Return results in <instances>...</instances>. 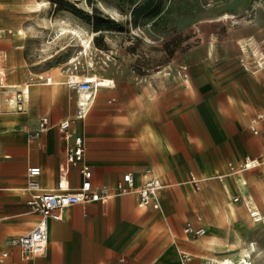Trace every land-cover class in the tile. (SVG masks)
<instances>
[{
    "label": "crops",
    "instance_id": "crops-1",
    "mask_svg": "<svg viewBox=\"0 0 264 264\" xmlns=\"http://www.w3.org/2000/svg\"><path fill=\"white\" fill-rule=\"evenodd\" d=\"M219 7L206 3L191 21L198 44L183 53V64L173 60L142 77L128 69L107 78L113 83L96 92L86 116L71 125L84 139V162L94 185L113 184L125 171L138 185L149 166L163 182L159 207H138L135 192L113 195L105 204L67 206L60 219L48 221L42 254L29 255L8 240L29 231L39 218L26 204L27 166L40 167L42 187L56 185L64 165V140L56 123L74 115L80 93L71 113L59 97L64 78L51 73L43 84L29 83L32 95L22 111L0 96V253L6 252L0 264H181L183 251L193 255V264L211 254L238 257L237 249L224 255L228 226L239 229L242 221L233 218L235 213L240 206L248 211L255 205L264 216V120L257 123V134L250 129L251 118L264 109V67L256 65L264 57V0ZM6 69L0 65L5 79ZM95 104L100 107L89 116ZM42 115L51 125L40 141L30 140L28 133ZM247 156L259 157L260 165L243 170V177L231 169L222 172L228 162ZM190 172L204 180L221 176V182L209 180L207 188L237 202L223 210L213 206L206 187L192 191L185 182ZM66 177L71 188L77 187L79 166L70 167ZM203 208L210 222H203ZM224 211L228 219L221 218ZM186 222L208 233L191 238L183 232Z\"/></svg>",
    "mask_w": 264,
    "mask_h": 264
},
{
    "label": "rangeland",
    "instance_id": "rangeland-1",
    "mask_svg": "<svg viewBox=\"0 0 264 264\" xmlns=\"http://www.w3.org/2000/svg\"><path fill=\"white\" fill-rule=\"evenodd\" d=\"M36 1H43L45 4L37 9L34 6ZM246 2L247 0H226L225 3H219L218 0H0V65L7 66L6 79L4 73H1V82L10 86L11 83L18 84L12 89L3 87L8 90L0 92V96L7 103L6 98L18 86L22 88L25 83L32 81L43 84L44 78L53 73L64 78L60 84L59 97L68 102L72 113L79 93L66 85L69 74L81 80L94 77L102 82V89H105L112 84L107 78L123 75L128 69L134 71V77H142L155 66L169 61L183 64V53L198 44L191 21L206 3L215 8L220 5L219 8L232 9L234 5ZM61 24L67 28L64 34L60 30ZM96 24H99L97 29ZM73 27L82 36H91L90 47L86 50L77 34L68 30ZM18 29L23 30V33H17ZM256 51L260 53L261 50ZM96 92H100V89ZM31 95L32 91L29 98ZM99 107L100 105L95 104L89 116ZM227 169L229 170L224 167L221 170L227 172ZM235 171L240 176L243 175V170ZM190 173L185 182L192 191H203L206 187L213 206L223 210L228 203L237 202L232 197L226 201L219 196L220 190L207 188L209 180L221 182L218 177L204 180V175L194 172L198 181L195 183L191 180ZM197 186H200L199 189ZM207 202L206 200L204 204ZM200 215L205 223L212 219L205 208ZM233 218L242 221L236 224L240 226L239 229L228 226L227 242L224 243L226 250L223 254H230L232 251L229 249L253 244L255 250L264 255L262 221L253 222L244 205L239 207ZM207 233L206 230L205 234ZM249 254L251 264H262L264 257L256 256L252 251ZM209 256L219 258L222 255Z\"/></svg>",
    "mask_w": 264,
    "mask_h": 264
},
{
    "label": "built area",
    "instance_id": "built-area-1",
    "mask_svg": "<svg viewBox=\"0 0 264 264\" xmlns=\"http://www.w3.org/2000/svg\"><path fill=\"white\" fill-rule=\"evenodd\" d=\"M257 67H264V57H259V61H256ZM1 73V72H0ZM3 75V74H2ZM0 74V92L4 85L1 82ZM47 79L46 81H48ZM69 88L75 89L77 92H82L84 97L82 100L77 101L76 109L72 117H65L60 119L56 123V127L60 132L62 139L64 140V165L56 181V185L53 188H44L38 181L40 174V167L38 165H29L26 168V184L24 189L28 193L26 204L29 210L37 213L39 218L35 225L26 233L13 236L9 238V243L18 246L21 251L29 255H38L45 252L48 240V221L51 219H60L61 211L63 208L73 204H84L87 202L98 201L102 204L107 201L113 195L128 194L135 192L137 194V206L145 208L152 206L158 208L157 191L163 185L161 177L154 172V170L147 166L142 171V180L140 184H136L135 176L131 171H125L121 174V177L113 184H101L94 185L91 180V170L89 166L84 162L85 157V142L81 134L76 133L71 125L76 119H83L96 95L97 88L103 86L99 80H81L77 79L75 75L69 74L65 81ZM113 83V82H112ZM15 98L12 100L13 109L17 111L24 110V92L23 89L17 88L15 91ZM264 120V109L259 110L250 120V129L254 134L258 133L257 123ZM51 123L46 115L39 117L37 127L28 133L30 140H39L42 135L48 130ZM264 137V136H262ZM40 146H44V142L39 143ZM261 160L257 156H247L241 161L233 163L228 162V168L231 170H245L256 166H259ZM72 166H79V170L82 175V180L77 187L71 188L66 177L68 170ZM191 174V180L195 183L198 181L195 179L193 172ZM221 180V176H217ZM198 188V186H197ZM237 200V197L234 198ZM244 203L248 208V201L244 199ZM250 216L255 218V212L249 210ZM258 221V220H256ZM264 222V221H262ZM183 232L191 237L195 238L203 235L206 230L203 226H197L191 222H186L183 226ZM6 255V252L0 253V260ZM246 261L233 262L228 264H251V256H245ZM181 264H193V255L188 252H181ZM198 264H227L224 259L218 260L217 258H200Z\"/></svg>",
    "mask_w": 264,
    "mask_h": 264
},
{
    "label": "bare ground",
    "instance_id": "bare-ground-1",
    "mask_svg": "<svg viewBox=\"0 0 264 264\" xmlns=\"http://www.w3.org/2000/svg\"><path fill=\"white\" fill-rule=\"evenodd\" d=\"M45 4V2H43V1H36V3L34 4V6H35V8H37V9H40L41 8V6L42 5H44ZM60 30H62V33L64 34V33H66L67 32V28L65 27V26H62V24H61V27H60ZM68 30H72L73 31V33H75V34H77V36L79 37V39H80V42H81V44L83 45V47H84V50H86L88 47H90V39H91V36H88V37H84V36H82L81 35V33H80V31H78L77 29H75L74 27L73 28H69ZM2 30L0 29V32H1ZM17 33H19V34H21V33H23V30H21V29H18L17 30ZM90 34V33H89ZM3 78V77H2ZM93 79H96V78H94V77H91L90 78V80H93ZM5 85V84H4ZM7 85V84H6ZM3 89V88H2ZM21 89H23V92H24V102H25V100H26V98L29 96V94H30V85H29V82H27V83H25L23 86H22V88ZM102 88H100V90H101ZM99 90V89H98ZM78 93H80L79 94V97L81 98H79V100L78 101H80V100H82L83 99V93L82 92H78ZM15 94L13 93V94H11L10 96H9V98H11L12 100H14V98H15ZM12 104H13V101H12ZM222 178V177H221ZM251 208V207H250ZM249 208V209H250ZM226 209V208H225ZM251 211H254L255 212V218H257V219H253V220H258V221H264V216H262L261 215V213L259 212V210L257 209V207L255 206V205H253V209L251 210ZM221 218L222 219H228L229 218V214H228V212H226V211H224L223 213H222V216H221ZM250 251H252V252H254L255 253V255L257 256V255H259L260 257L262 256V257H264V255H261V253H260V251H257V250H255V247L253 246V244H249L247 247H240V248H238L237 250H236V253L238 254V257L236 258V259H234L233 257H228V258H217L218 260H221V259H224V261H225V263H233V262H240V261H246V258H245V256H247V255H250L249 254V252ZM251 256V255H250ZM262 264H264V260H262Z\"/></svg>",
    "mask_w": 264,
    "mask_h": 264
},
{
    "label": "trees",
    "instance_id": "trees-1",
    "mask_svg": "<svg viewBox=\"0 0 264 264\" xmlns=\"http://www.w3.org/2000/svg\"><path fill=\"white\" fill-rule=\"evenodd\" d=\"M95 27H96V29H97V28H99V24H96V26H95Z\"/></svg>",
    "mask_w": 264,
    "mask_h": 264
}]
</instances>
